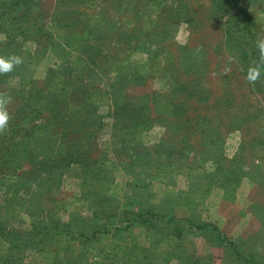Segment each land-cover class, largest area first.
Masks as SVG:
<instances>
[{"label": "rangeland", "instance_id": "rangeland-1", "mask_svg": "<svg viewBox=\"0 0 264 264\" xmlns=\"http://www.w3.org/2000/svg\"><path fill=\"white\" fill-rule=\"evenodd\" d=\"M82 1L40 0L35 10H18L25 18L16 19L21 27L15 35L16 50L26 52L25 63L0 86H19L22 74L42 83L50 69L58 70L74 58L72 66L78 68L81 59L97 58L99 64H84L83 77L87 89L94 86L102 93L89 99L95 112L74 121L98 131L90 144L79 139L78 150L92 146L93 156L103 162L96 170L100 179H90V168L79 163H63L65 167L51 171L60 176V187L53 189L52 200L37 206L13 201L0 185V264H16V259L6 263L3 257L11 253L18 231L32 241L17 264H54L61 253L71 264H264V92L261 85L246 81L247 70L237 60L236 48L227 46L217 1ZM237 1L260 10L254 17L264 36V0ZM41 10L48 30L29 32ZM103 11L109 20H103ZM154 16L174 18L165 36L151 33ZM57 24L66 32L97 27L101 39L70 50ZM118 27L126 30L127 39L119 40L122 31L114 30ZM6 38L0 32V41ZM100 45L116 63L97 57ZM230 57L235 61L230 63ZM166 61L171 73L152 67ZM140 66L148 70L147 78L131 75ZM226 67L231 69L227 75ZM60 97L69 104L74 100L67 92ZM23 100H12L9 111H19ZM130 107L148 110V115L136 117L150 120L147 127L133 130L117 124L126 120L123 111ZM74 139L56 135L52 144L56 142L55 150L66 148L67 143L76 144ZM133 148L140 152L135 155ZM141 156L150 157L155 166L140 167L146 159ZM2 178L7 179L0 174ZM24 193L25 198L32 194ZM146 208L157 213L150 215L154 224L139 223L137 217ZM163 209L171 212V219L160 215ZM48 210L52 213L46 215ZM45 215L61 220L62 228L84 226L81 232L87 236L45 238L46 227H52ZM35 216L43 220L34 221ZM204 223L210 227H198Z\"/></svg>", "mask_w": 264, "mask_h": 264}, {"label": "trees", "instance_id": "trees-1", "mask_svg": "<svg viewBox=\"0 0 264 264\" xmlns=\"http://www.w3.org/2000/svg\"><path fill=\"white\" fill-rule=\"evenodd\" d=\"M39 1L40 0H0V32L5 33L7 36L6 40L0 41V55L8 56L11 54H22L23 57L26 56V52H24L23 49L21 52L16 50L18 42L15 40V35L19 32L18 29L21 28L20 26H17L20 21H16V19L22 20L25 18V14L19 15L17 13L19 12V9H24V11H27L26 8L29 10H35L34 3L36 8L37 2ZM59 1L64 4L77 3L79 1L83 2L82 0ZM97 1L104 3V0ZM154 1L158 2V0ZM211 1L213 3L217 1L215 5L216 10L224 18V22L226 24L225 36L227 38V46L229 45L231 48H236L234 50V52H237L236 58L247 70L250 65L256 64L259 59V53L255 47V41L258 38H264V36H261V24H257L254 17V15L260 12V10H253L254 8L247 9L243 5H240L237 0ZM228 5L231 7L229 8ZM124 11L129 13L130 10L124 9ZM250 11H253L254 13H248ZM101 16L104 21L109 20V15L104 11L101 13ZM113 16L116 17V12H114ZM161 16H154L156 25L153 27L151 33L156 38L165 36L168 31H171L169 26L171 24L173 25L174 18L171 19L172 21L169 19L164 21ZM43 17L44 16L41 10V12L36 14L33 18L34 22L31 20L30 23L33 24L34 27L30 28L29 32L36 30L39 32L47 29V27H45ZM80 17L86 19L87 15L80 14ZM191 17L192 16L189 17V20H193ZM183 19H186V17L184 16ZM119 22V19L114 21L113 27L118 25ZM55 26L60 28L58 24ZM101 27L103 28V26ZM96 29L93 27H88L84 30H82V28H78L77 30H73L71 32L61 30L63 31L62 35L65 36L64 41H66V47L73 50L87 45L91 46L94 40L99 41L101 37L97 34ZM121 29V27H118V29L114 28L116 31H122L118 36L122 37L119 38V40H125L129 37V34L126 30ZM134 42L136 44V49L141 48L142 44H140V42ZM103 49V45L98 47L96 52L97 57L106 59L111 62V64L116 63L117 61L112 62L110 58V60L107 59V54ZM89 57L90 58L86 60L81 59L83 61H79L81 64V67L79 68L74 65L72 66L73 61L77 60V58H74L71 62H67L62 65V67L58 70L50 69L49 74L47 75L50 78L53 77L50 81L47 77L44 82L37 83L36 81H29L26 76L22 74L19 86H6L4 88L0 86V92L7 93L15 102L19 103L20 99L24 98L22 103L18 106V113H15V111L10 112L12 119L9 122V129L5 134L0 135V174L7 178H2V180H0V185L4 186L2 192H4L6 196H9L13 201L19 202L26 200V204L29 203L31 206H37L39 203L42 204L41 202H48V200L53 197L51 194L53 189L59 188L61 185L60 176L57 177V173L52 175L54 172H51L52 169H59L60 167L69 166L72 163H79L80 166L82 165L83 167L90 168V170L87 171L90 179L93 177L100 179V177L96 176V170L102 168L101 163L103 162H101L102 160H100V158L93 156L94 149H92V146L88 145L87 148L83 147V150H78L79 139H86L90 144V141L98 134V131L96 130L94 132H90L89 130H85L84 128H90L92 126L84 122L78 123L74 121L79 117L86 118L87 116L85 114L89 113L92 107L89 99L93 100L94 97H97L100 93H102L101 88L98 90L94 86H89L87 89L88 86L85 84L86 79L83 77L84 64H89V61L99 64V60L97 58L93 60L92 55ZM152 67H157L158 69L163 70L159 72H165L168 69V73H171L170 63L167 61L165 64L155 62ZM21 68L22 67L20 65L15 69V71L8 73L7 75H0V84H5L11 76H15L20 73L18 71ZM90 70L91 72H94L93 69H89L88 71ZM147 73L148 70H145L143 66L135 67L133 71H131V75H138L139 77L146 76ZM136 80L141 81L138 78H136ZM39 84L42 85L39 86ZM257 84L263 87L260 89L264 92V75H262L261 80L258 81ZM63 92H67L69 96L74 98L70 104L69 102H65V100L61 99L60 95ZM9 106H11V104ZM130 108L131 109L129 111H123L124 115H126V120L121 119L117 122V124L124 126V128L133 130L147 127L149 125L148 121L150 120L147 118H145V120H139L137 118L145 114L148 115V110L143 108L144 111L142 109H137L138 111H135L134 107ZM91 111L95 112V109ZM74 122L78 123V125H74ZM56 135L60 136L61 139L70 136L75 137L77 138L74 139V143L76 144L67 143L68 146L66 148H61L59 146V148L55 150L54 145L56 142L52 144V140L56 137ZM94 148L99 150L96 146H94ZM133 151L135 155L140 152L139 149L136 148H133ZM54 153L55 155H52ZM58 153L62 155L61 160L57 155ZM151 155L153 156L155 153H152ZM141 159H145L147 161L143 160L142 164H139L140 167L141 165H145V169H147L148 167L155 166V164L152 165V163H149L151 160L150 157L141 156ZM63 163H66L64 164L65 166H63ZM23 192H25L24 194L32 192V194L28 198H25L22 194ZM35 194L41 195V197L33 198L32 196ZM152 211V208H146L143 213H140L137 217L139 223H145L148 221L149 224H154L155 220H153V217L150 215H156L157 213H153ZM47 213H52V211L48 210L46 215ZM104 215L108 216L109 214L102 212V216ZM160 215L168 216L169 219L172 218L171 212L166 209L161 210ZM41 217L42 216H35L34 221L40 222L43 220ZM46 217V220H50L48 223L52 224V227H46L47 229L43 233L45 238H53L55 237V234L60 236L68 235L71 237L87 236V234L84 235V233L81 232V229H84V226L76 228L78 224L75 223L73 227L71 226V228H62L61 220H55L48 216ZM63 227L65 226L63 225ZM198 227L207 229L210 225L209 223H204L198 225ZM96 231V229L93 230L92 235H94ZM18 236H21L23 239H18ZM223 237H225V240H227L229 244L235 247L233 241L227 239V236L225 235H223ZM14 238L15 240L10 249L11 253H7L3 257L6 263H12L14 262V259H16L14 263L17 264L23 257L25 247L32 241L30 235H21L19 231ZM44 248L46 247L43 246L42 249ZM15 252H17V254H15ZM65 258L66 256L61 253L60 257L56 258L60 259V261L55 260L54 264H71L70 260L67 261V258ZM243 259L247 260L244 257Z\"/></svg>", "mask_w": 264, "mask_h": 264}, {"label": "clouds", "instance_id": "clouds-1", "mask_svg": "<svg viewBox=\"0 0 264 264\" xmlns=\"http://www.w3.org/2000/svg\"><path fill=\"white\" fill-rule=\"evenodd\" d=\"M255 47L259 53V59L256 64L250 65L247 69L245 79L249 84L255 85L264 75V38H258L255 41ZM199 51V50H198ZM235 61L234 57L229 58V62ZM25 59L21 55L11 54L8 56L0 55V75H7L15 71V69L24 64ZM231 69L226 67L224 74L230 73ZM12 98L5 92H0V135H3L9 129V122L12 115L9 111V105Z\"/></svg>", "mask_w": 264, "mask_h": 264}]
</instances>
